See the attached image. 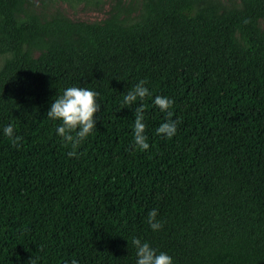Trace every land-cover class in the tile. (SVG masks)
Segmentation results:
<instances>
[{
    "label": "trees",
    "instance_id": "1",
    "mask_svg": "<svg viewBox=\"0 0 264 264\" xmlns=\"http://www.w3.org/2000/svg\"><path fill=\"white\" fill-rule=\"evenodd\" d=\"M122 6L85 22L0 0V264H136L133 238L173 264H264V0ZM141 80L150 94L124 105ZM69 86L100 105L71 158L47 118ZM156 96L173 101L171 139L156 133L169 119ZM141 104L145 151L133 140Z\"/></svg>",
    "mask_w": 264,
    "mask_h": 264
},
{
    "label": "clouds",
    "instance_id": "2",
    "mask_svg": "<svg viewBox=\"0 0 264 264\" xmlns=\"http://www.w3.org/2000/svg\"><path fill=\"white\" fill-rule=\"evenodd\" d=\"M145 84L146 81L141 80L129 90L123 97V104L131 106L138 98L142 101L148 96L150 93ZM98 95V92L89 88L69 86L54 100L47 112V118L61 122L56 131L63 141L71 145L73 150L68 152L70 158L77 155L76 149L96 128V113L100 109V105L97 103ZM153 102L161 112H166L169 117L167 122L162 123L156 129V133L171 139L176 134L179 123L178 120H171L173 114L169 109L173 106V101L167 97L156 96ZM144 111L145 107L141 104L135 108L134 113L133 140L136 148L141 151L147 150L150 146L147 142V136L144 135L146 129V125L143 123ZM3 131L14 145H17L22 139L19 136L14 137V127L11 124L6 126ZM156 217L157 211L155 209L148 213V223L154 231L162 227ZM132 244L137 249L136 264H173L170 255L164 252L157 254L149 243L142 242L139 238H133ZM32 264H35V260H32ZM71 264H77V261L73 260Z\"/></svg>",
    "mask_w": 264,
    "mask_h": 264
},
{
    "label": "rangeland",
    "instance_id": "3",
    "mask_svg": "<svg viewBox=\"0 0 264 264\" xmlns=\"http://www.w3.org/2000/svg\"><path fill=\"white\" fill-rule=\"evenodd\" d=\"M43 1L46 0H34L35 8L39 12H49L52 13L56 10H60L68 15L73 20H80L85 22H98L105 19L108 13L117 6L118 2H122L123 13H128L131 10H137L133 13V16L138 14V10L141 8L142 0H105L106 6L103 12H94L89 10V8L84 7V5H75L71 7L69 4L64 2H48L46 6ZM47 2V1H46ZM50 3V4H49ZM260 28L264 31V20L260 21ZM9 56L0 55V69L4 65L5 60Z\"/></svg>",
    "mask_w": 264,
    "mask_h": 264
}]
</instances>
